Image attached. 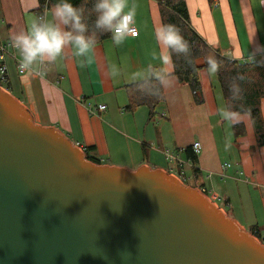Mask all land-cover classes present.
<instances>
[{
    "label": "crops",
    "instance_id": "obj_1",
    "mask_svg": "<svg viewBox=\"0 0 264 264\" xmlns=\"http://www.w3.org/2000/svg\"><path fill=\"white\" fill-rule=\"evenodd\" d=\"M185 1L192 28L219 54L243 62L261 58L257 45H264V0ZM129 3L136 7L137 35L120 45H113L110 36L102 39L84 67L66 48L61 58L45 65L43 77L19 73L12 56L17 52L9 46L6 90L34 122L56 127L83 149L90 147L89 155L100 164L130 170L146 165L176 175L186 185L203 187L210 199H221L229 212L222 210L242 227L264 237V145L256 144L248 114H231L228 120L213 113L211 101L196 103L188 84L173 74L172 62L163 66L172 75L161 86L165 100L156 117L149 119L145 105L133 112L124 109L125 85L142 80L133 73L161 66L154 39L162 23L158 1ZM40 11L39 0H0V42H11ZM251 53H257L255 59ZM112 63L119 69L115 77L108 71ZM98 104L105 108L96 110ZM260 111L264 127V97ZM230 123H242L245 133L233 139ZM197 141L200 150L192 163L184 148Z\"/></svg>",
    "mask_w": 264,
    "mask_h": 264
},
{
    "label": "water",
    "instance_id": "obj_2",
    "mask_svg": "<svg viewBox=\"0 0 264 264\" xmlns=\"http://www.w3.org/2000/svg\"><path fill=\"white\" fill-rule=\"evenodd\" d=\"M0 264H264L199 188L95 163L0 87Z\"/></svg>",
    "mask_w": 264,
    "mask_h": 264
},
{
    "label": "clouds",
    "instance_id": "obj_3",
    "mask_svg": "<svg viewBox=\"0 0 264 264\" xmlns=\"http://www.w3.org/2000/svg\"><path fill=\"white\" fill-rule=\"evenodd\" d=\"M135 17L136 7L129 0H83L80 4L74 0H53L51 9L30 17L25 29L12 37L17 67L43 77L45 65L61 58L66 48L71 49L72 56L84 67L99 35L108 34L113 45H120L129 35L137 34ZM154 39L158 49L155 58L161 66L150 65L137 70L133 78L152 80L165 86L172 73L163 66L172 62L173 55L181 56L191 64L192 49L190 42L172 23L162 22L154 30ZM257 53L264 54V45H257ZM257 53H251L254 59ZM206 64L210 75L219 70L214 56H207ZM108 71L113 77L119 74L114 63L109 65ZM219 114L224 119H231L227 108Z\"/></svg>",
    "mask_w": 264,
    "mask_h": 264
},
{
    "label": "trees",
    "instance_id": "obj_4",
    "mask_svg": "<svg viewBox=\"0 0 264 264\" xmlns=\"http://www.w3.org/2000/svg\"><path fill=\"white\" fill-rule=\"evenodd\" d=\"M157 1L161 21L175 24L185 39L190 42L192 49L191 64L186 63L183 57L173 55V74L180 82L188 84L196 103L211 101L216 108L217 117L221 118L219 114L221 105L229 110L230 115L248 114L256 144L264 145V127L260 111V99L264 97V54L261 58L249 62L222 56L192 28L185 0ZM82 2L83 0H74L76 4ZM51 5L53 0H39L40 9ZM109 36L108 34L99 35L97 43ZM207 56H214L218 61L220 67L217 73L210 75L206 70ZM200 60L201 63L198 62ZM125 88L128 95V104L124 108L126 111L133 112L138 106L145 105L149 110V119L158 115L157 108L165 100L161 85L156 81L144 79L126 84ZM236 89L238 92L235 91ZM230 128L233 139L245 133L242 123H230ZM84 151L88 160L99 163L97 159L89 155L90 147H84ZM184 153L192 163L196 161V153L193 152L192 146L185 147ZM193 172H197V169L194 168ZM251 233L264 243V237L260 238L256 231Z\"/></svg>",
    "mask_w": 264,
    "mask_h": 264
},
{
    "label": "built area",
    "instance_id": "obj_5",
    "mask_svg": "<svg viewBox=\"0 0 264 264\" xmlns=\"http://www.w3.org/2000/svg\"><path fill=\"white\" fill-rule=\"evenodd\" d=\"M46 10V7H43L41 8V11L39 14H42L44 13ZM38 14V15H39ZM135 28V31L136 33L138 32L137 31V28L134 26ZM137 35V34H135ZM135 35H131V36H135ZM9 46H12L11 42H0V87L5 89L6 90V82L8 81V69H7V65H6V62H5V56L6 54L8 53L7 49ZM13 58L16 60V68H17V71L19 73H23L24 71H21L18 69L17 67V57L15 54H12ZM105 108V105L103 104H98L96 106V110H103ZM192 149H193V152L194 153H198L199 150H200V144L199 142H194L193 145H192ZM225 166H230L229 163H226ZM201 190L206 194V190L201 187ZM216 199H219V197H216Z\"/></svg>",
    "mask_w": 264,
    "mask_h": 264
},
{
    "label": "rangeland",
    "instance_id": "obj_6",
    "mask_svg": "<svg viewBox=\"0 0 264 264\" xmlns=\"http://www.w3.org/2000/svg\"><path fill=\"white\" fill-rule=\"evenodd\" d=\"M204 78V77H203ZM204 83H206V80L204 79ZM3 89V88H2ZM218 93H219V96H221V94H220V92L218 91ZM211 108H212V111H213V113L215 114V111H216V108H215V106H214V104L213 103H211ZM214 127H215V123H214ZM215 129H216V127H215ZM218 133H219V131H217ZM211 200H215L217 203H218V205L220 206V207H223L222 209L223 210H227V212H229L228 210H229V208L227 207V206H225V204L221 201V199H211ZM229 216V215H228ZM249 232V231H248Z\"/></svg>",
    "mask_w": 264,
    "mask_h": 264
},
{
    "label": "bare ground",
    "instance_id": "obj_7",
    "mask_svg": "<svg viewBox=\"0 0 264 264\" xmlns=\"http://www.w3.org/2000/svg\"><path fill=\"white\" fill-rule=\"evenodd\" d=\"M171 174V173H170ZM176 176V175H175ZM179 179V178H178ZM180 180V179H179ZM181 181V180H180ZM182 182V181H181ZM201 190V188H199ZM202 191V190H201ZM203 192V191H202ZM204 193V192H203ZM207 195V194H206ZM208 197V196H207ZM209 198V197H208ZM210 199V198H209ZM211 200V199H210ZM212 201V200H211ZM213 202V201H212ZM216 206H218L215 202H213ZM219 207V206H218ZM221 210L222 208L219 207ZM223 211V210H222ZM224 212V211H223ZM227 214V213H226ZM228 215V214H227ZM251 234V233H250ZM252 235V234H251ZM254 236V235H253ZM256 237V236H255ZM260 240V239H259ZM261 241V240H260ZM262 242V241H261ZM262 244L264 245V243L262 242Z\"/></svg>",
    "mask_w": 264,
    "mask_h": 264
}]
</instances>
